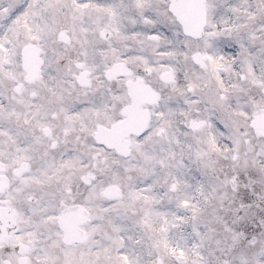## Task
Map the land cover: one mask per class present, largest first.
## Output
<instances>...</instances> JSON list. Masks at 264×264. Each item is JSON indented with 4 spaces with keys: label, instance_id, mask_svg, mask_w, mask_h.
<instances>
[{
    "label": "snow or ice",
    "instance_id": "6c2138e0",
    "mask_svg": "<svg viewBox=\"0 0 264 264\" xmlns=\"http://www.w3.org/2000/svg\"><path fill=\"white\" fill-rule=\"evenodd\" d=\"M0 264H264V0H0Z\"/></svg>",
    "mask_w": 264,
    "mask_h": 264
}]
</instances>
